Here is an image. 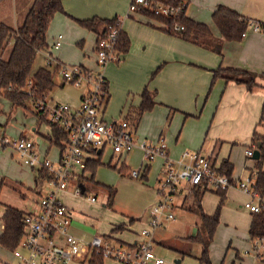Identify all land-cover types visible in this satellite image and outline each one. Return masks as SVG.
Wrapping results in <instances>:
<instances>
[{
	"label": "crops",
	"instance_id": "obj_1",
	"mask_svg": "<svg viewBox=\"0 0 264 264\" xmlns=\"http://www.w3.org/2000/svg\"><path fill=\"white\" fill-rule=\"evenodd\" d=\"M131 1L62 0L65 13L55 16L64 27L74 29L80 26L77 21L94 18L106 20L118 18L121 21V30L128 35L130 41L129 51L122 55V60L119 63H111L104 69L109 93L103 115L104 119H106L107 115L110 117H107L108 119L113 120L125 111H127V117L125 118H128L131 109L140 107L142 102L141 95L147 89L153 95L155 106L152 111L142 115L136 128L134 126L132 128L139 143L143 141L158 143L163 140L167 144L169 155L172 158L180 156L181 152L178 153V149L180 151L187 149L186 151L199 152L205 156H210L217 162L220 161V163L229 161L235 167L230 160L232 147L241 146L249 149L253 147L254 133L264 137V30H250L248 35L243 37L241 41H226L213 21V13L218 7L222 6L237 12L248 20L264 23V0H186L188 3L186 17L207 25L212 33L214 40L208 41L203 45H197L170 34L163 23L140 12H129ZM33 2L34 0H2L0 2V22L14 29L21 27ZM89 32L94 38V45L88 46L83 53L86 63L81 62L79 65L73 66H81L91 72H95L97 70L96 47L98 36L91 31ZM60 35L62 34L58 36ZM62 36L63 43L61 47L69 41L68 37ZM57 37L53 44L51 43L52 45L48 42L49 46L45 51H48L51 56H53L52 51L61 49V47L59 49L53 48ZM78 45L84 49L85 40L79 41ZM216 45L220 47V53L213 49V46ZM86 51H89L88 54H86ZM53 57L63 63L59 55L55 54ZM220 68L250 73L258 85L257 89L250 91L246 84L238 83L231 75L215 78L214 72ZM240 79L248 82L250 77L247 76ZM55 82L56 86L60 87L64 81L60 76L59 78L57 76ZM66 85L70 84L66 83ZM82 95L77 103L67 104L73 108H78ZM131 95L132 100L130 99ZM46 99L49 102L48 96ZM0 113L1 124L6 134L9 135L8 128L11 127L12 134L11 132L10 134L15 136V138L10 136L11 138L24 137L31 140L30 136L34 135L36 139L33 142L41 153H48L53 158H57L60 155V149L50 141L52 136L51 127H42L46 122H39L36 116L37 120L34 127L30 128L25 125L21 126L22 128L20 129L15 128L13 123L21 115L20 109L12 108V105L5 99H0ZM9 114L10 117L8 118ZM176 119H180L182 126L176 127L174 125ZM199 120H201L200 123H198ZM134 151L141 152L138 148ZM129 156H117L108 152L103 155L102 161L115 165L119 158H124L126 165L133 170L134 168L127 164ZM24 167L32 172H37V179L40 178L39 170L31 169L25 165ZM162 170L163 161L162 163L160 162L158 176L161 175ZM262 170L264 172L263 166ZM91 175V172L86 171L83 180H87L86 178H90ZM233 179L238 180L234 177ZM146 180H148V177ZM13 182L12 186L20 191H37L32 190L31 185L27 182ZM97 183L103 184L98 181ZM81 185L85 187V193L90 188H96L92 187L88 182L82 181ZM201 189L204 190V193L200 201V210L195 202L197 189L191 190L190 193L182 191L177 198L175 216L176 212L180 210L192 213L193 209H196L197 219L193 225L199 227L202 225L201 213L203 212L208 217H214L221 200H223L217 230L220 227L233 226L239 235L246 232L245 237L247 238L253 214L247 212L243 205L249 200V196L236 187L222 191L224 196L217 194L216 191L202 187ZM38 196L40 197V194ZM23 197L26 198V194ZM39 197L36 201V206ZM229 199L236 203H241L246 213L228 205L226 201ZM9 207L22 210L19 206H11L0 202V238L4 232L2 219ZM71 210L73 211L71 233L75 235L76 212L73 208ZM128 218H130L128 219L130 225H133L136 219L133 217ZM121 225H124V228L120 229L119 226ZM126 225V223L116 225L110 229V233H98L95 236L111 238L114 242L125 246H134L139 242L140 234L133 235L136 233L129 229L126 231ZM161 229L159 228L154 232L155 245L157 247H166L160 243H168L169 249L179 253L178 244L180 242L177 241L176 243L172 239L158 242L157 237ZM197 233L198 229H195L194 235ZM213 243L214 238L209 244V256L212 252L211 246ZM232 244L233 242L229 241L228 245L232 246ZM239 245H234L233 249L230 250L231 253L236 255L237 260L230 255L229 262H226L228 252L225 251V258H223L221 264H243L245 260L243 258L240 259L237 247ZM243 246L249 251V246H246V244ZM10 252L0 244V264H11ZM180 255H183V257L176 261L177 264H182L185 257L194 258L197 262H200L201 247L195 255L187 253ZM260 257L261 259L258 260L263 262L264 254L260 255ZM103 264L106 263L104 262Z\"/></svg>",
	"mask_w": 264,
	"mask_h": 264
},
{
	"label": "built area",
	"instance_id": "obj_2",
	"mask_svg": "<svg viewBox=\"0 0 264 264\" xmlns=\"http://www.w3.org/2000/svg\"><path fill=\"white\" fill-rule=\"evenodd\" d=\"M185 5L171 7L159 2L151 3L149 0H132L129 12H138L144 8L159 17L175 18L184 11ZM117 21V26L110 27L109 33L98 40L95 72L81 66L69 67L52 59L51 55L48 56V65L60 66L58 76L63 81L84 89L78 108L66 103L51 104L46 100L38 101L34 106L36 112H42L49 123L58 125L67 134L68 141L62 154L60 150V155L53 158L48 153H41L30 139L11 138L0 120V148L10 147L15 150L22 164L41 171L46 186L53 189L48 194L40 195L38 210L26 213L22 220L24 241L13 252L16 264H88L94 257L118 264H166L156 254L152 236L167 222L175 220L177 198L186 189L202 187L222 192L236 187L249 196V200L243 205L246 211L257 214L264 210V196L256 185V170L249 169L250 175L245 181L234 180L221 173L220 162L210 156L184 151L178 158H172L163 140L158 143H139L125 118L114 121L104 119L109 95L104 69L109 64L122 60V55L117 52L121 21ZM183 29L178 25L174 28L177 32ZM250 30L261 31V28L257 23L251 22L243 37ZM62 43L63 36L60 35L53 48L59 49ZM30 85L31 83L28 86ZM137 148L142 152V164L139 169L131 172L133 178L142 179L153 161L159 158L163 160V170L157 178L159 201L152 209L147 228L141 233L143 240L134 246H125L107 237L95 236L86 241L73 235V211L65 204L62 195L71 192V189L72 196L84 195L80 185L86 175L88 159L108 152L117 156L127 155ZM256 148L253 146L246 150L248 159H253ZM88 201L96 203L97 198L88 197ZM262 247L263 238L255 240L253 250L257 259H261V254L257 252Z\"/></svg>",
	"mask_w": 264,
	"mask_h": 264
},
{
	"label": "rangeland",
	"instance_id": "obj_3",
	"mask_svg": "<svg viewBox=\"0 0 264 264\" xmlns=\"http://www.w3.org/2000/svg\"><path fill=\"white\" fill-rule=\"evenodd\" d=\"M58 21L59 20L55 18L50 25L47 34L48 42L50 44H53L55 38L59 34L68 37L69 41L68 43L64 44L59 51H52L53 56H55V54L59 55L61 61L69 67L73 65H79L81 62L86 63V59H84L83 53L88 46L91 47L92 45H94V38L92 34L87 29L81 26L78 27L79 29L67 28L66 26L64 27V25L60 24V22ZM81 40H85L84 49H82L78 45V42ZM9 52L10 50L8 51V53ZM88 52L86 54H88ZM8 53L6 54L8 55ZM6 54L4 55L5 58H7ZM49 55L50 54L48 53V51L41 52L36 58L34 69L37 70L39 68L46 67L50 60L48 57ZM53 56H51L52 59H55ZM114 63L116 64L117 62ZM83 92V88H76L72 85H66L63 88L56 86L52 91H50L48 100L51 104L57 102L66 104L77 103ZM130 99L132 100V95ZM34 109L35 108L33 107V105L30 106L27 110L20 109L21 115L16 118L14 123L12 122L13 126L17 129H20L25 125L30 128L34 127L37 120L36 112ZM126 112L127 111H125L122 115H118L113 120L108 119L107 117L109 116L106 115V119L108 121L124 119L125 117H127ZM10 114L8 115V118L10 117ZM200 121L201 120H199L198 123H200ZM174 125H176V127L182 126L180 119H176L174 121ZM42 127L49 128V125L44 123ZM10 128H8V134L9 136H12V130ZM12 137L15 138V136ZM30 138L32 141L36 139L34 135L30 136ZM247 149L248 148L241 146L232 147L230 160L235 166L233 171V177L235 179L242 178L245 181L250 175V171L248 169H253L255 166V162L253 159L246 158ZM186 150L182 149L180 151L178 149L177 152H181L179 154L181 155ZM162 161L163 160L160 158L153 161L151 163V166H149V169L142 176L143 180L133 178L132 176H130V172H124L125 175L121 176L114 168H110L108 166H100L96 170V175L94 178L96 182H101L116 189L114 205L111 207L107 205V193L103 189L92 188V190L90 188V190L86 191V193H84V195H82L81 197L72 196V191L63 194L62 199L64 200L66 205L73 208L76 212L74 223L75 235L79 238H84L86 241H90L95 237V235H98V233H110V229L112 227L126 223V231H128L129 229L130 231L136 233L133 235L140 234V238L138 241L143 240L141 237V233L144 229L147 228L150 222L149 219H151L150 215L152 209L159 201L157 178L159 174L158 168L160 162L162 163ZM127 164L131 165V167L134 168L133 170L139 169L142 164V153L140 151H134L133 153H131L128 157ZM36 173L37 172H32L31 170H27L24 167L15 150L10 147H6L4 149L0 148V202H4L5 204L11 206H19V208H22V210H27L28 212H36L38 210V207L36 206V201L39 197L38 194L44 195L53 191L51 187L46 186L44 179H37ZM147 176L148 180H145ZM13 181L23 183L27 182L31 185L32 190L37 191H20L18 189H15L12 186V184L14 183ZM83 182H86V180H83ZM184 191L190 193L191 189H186ZM25 194L26 198L23 197V195ZM92 196L98 198V201L94 204L88 201V197ZM226 202L228 203V205L235 207L241 212H245V210L242 208L241 203H236L230 199ZM104 206H106V208H104ZM196 214V209H193L192 213L180 210L176 212L175 220L167 222L159 231L157 237L158 242H160L161 240L164 241L170 239L176 241V243L177 241L180 242L178 244L179 253L172 249H169L168 243H160L166 247H157L156 245L154 246L156 254L159 257L163 258L166 261V264H177L176 261L183 257V255L180 254L187 253L190 255H195L197 252H199L200 246L198 244L187 242L184 240L188 237L194 236L195 229L203 232L202 225L199 227L193 225L195 223V220L197 219ZM128 217H133L136 219L133 225H130L128 220L130 218ZM243 234H245L244 237ZM243 234L239 235L233 226H224L218 228L214 237V243L211 246L212 252L210 253V257L212 264H221V261L223 260V258H225V251L228 252L226 262H229L230 255L235 260H237L236 255L234 253H231L230 250L233 249L234 245L239 244L240 245L237 247L240 254V259L243 258L245 260L243 264H264V261L260 262V260L257 259V255L253 250V244L255 241L250 240L249 234L246 238V232H243ZM152 238L154 240V234ZM229 241L233 242L232 246L228 245ZM245 244L246 246L250 247L249 253H246L248 250L243 246ZM257 253H260L261 255L264 254V243L263 247ZM221 255H223V257H221ZM9 256L11 261L10 263L15 264L13 253L10 252ZM105 263L116 264L113 261L107 259L105 260ZM182 264L203 263L197 262L194 258L185 257V260L184 262H182Z\"/></svg>",
	"mask_w": 264,
	"mask_h": 264
},
{
	"label": "trees",
	"instance_id": "obj_4",
	"mask_svg": "<svg viewBox=\"0 0 264 264\" xmlns=\"http://www.w3.org/2000/svg\"><path fill=\"white\" fill-rule=\"evenodd\" d=\"M1 1L2 0H0V2ZM149 1L151 3H163L171 7H178L186 4L184 11L175 18L159 17L154 15L149 9H139L138 12L163 23L168 28L170 34L197 45H203L208 41L214 40L207 25L186 17L188 6L186 0ZM61 13H65L62 0H34L25 18L24 24L21 27L14 29L0 22V99L8 101L12 105V108L27 110L30 106H35L38 101L47 100L46 98L50 91L56 87L55 80L58 76L60 66L58 64H52L35 70L34 65L38 55L48 49L49 43L47 41V33L49 27L55 16ZM117 20L118 18L112 20L94 18L77 22L81 27L96 34L99 40L109 33L110 27L117 26ZM213 21L226 41H241L243 39V34L248 30L251 22L257 23L261 30H264V23L248 20L237 12L222 6L218 7L213 13ZM176 25L183 27V31H175L174 28ZM129 47L130 41L128 35L121 30L117 44V52L121 55H125L129 51ZM213 49L220 53V47L218 45L213 46ZM9 50L10 52L8 53ZM6 53H8V55ZM5 54L7 58L4 57ZM214 74L215 78L222 77L223 75H231L238 83L246 84L250 91L256 90L258 87L254 77L246 71L220 68L215 71ZM247 76L250 77L248 82L241 81L240 78ZM30 83L31 85L29 87L28 85ZM65 84L66 82L64 81L60 87L63 88ZM141 98L142 102L140 107L138 109H131L130 116L125 118L132 128L133 126L136 128L142 115L152 111L155 106L153 95L149 90H144ZM36 116L39 122H46L51 127L52 136L50 141L61 150L62 154L67 145V134L58 125L49 123L42 112H37ZM260 143L262 144L261 157L260 160L254 161L255 166L253 169L257 171V188L260 194L264 196V172L262 170L264 163V137L258 133H254L253 146L257 147ZM95 154H97L96 151ZM130 154L122 156L126 157ZM97 155V158H89L87 161L86 171L91 172L92 175L90 178H86V182L92 187L105 190L108 195L107 205L111 207L114 205L116 189L95 182L96 170L100 166H108L116 169L121 176L125 175L124 172H130L131 176L133 170L126 165L124 158H119V161L115 165H112L111 163H104L102 161V153ZM233 170L234 167L229 161H222L220 163L219 171L230 178H233ZM39 177L42 179L44 178L41 171H39ZM196 189L195 202L200 210V201L204 190H202L201 187L194 188L193 190ZM217 194L223 195L224 192L219 191ZM222 204L223 200H221V204L214 217H208L203 212L201 213L203 232L198 231L196 235L184 239L187 242L198 244L201 247L199 261L203 264H212L209 256V244L213 240L219 224V213ZM25 214L26 212L22 210L9 207L2 219L4 232L0 238V244L3 248L12 253L24 241L22 220ZM119 227L122 229L124 225ZM249 236L251 241L264 238V210L261 213L253 214ZM103 263L104 261L99 257H94L91 261V264Z\"/></svg>",
	"mask_w": 264,
	"mask_h": 264
},
{
	"label": "water",
	"instance_id": "obj_5",
	"mask_svg": "<svg viewBox=\"0 0 264 264\" xmlns=\"http://www.w3.org/2000/svg\"><path fill=\"white\" fill-rule=\"evenodd\" d=\"M261 147H262V144L260 143V144H258L256 150L254 151V155H253V160L254 161L260 160ZM80 188L82 189V194H84L85 193V187L83 185H81Z\"/></svg>",
	"mask_w": 264,
	"mask_h": 264
}]
</instances>
